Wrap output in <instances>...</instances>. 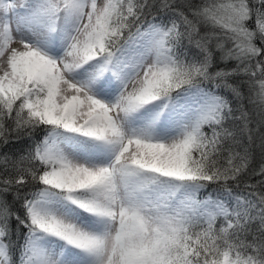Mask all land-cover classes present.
I'll list each match as a JSON object with an SVG mask.
<instances>
[{"label":"snow or ice","instance_id":"1","mask_svg":"<svg viewBox=\"0 0 264 264\" xmlns=\"http://www.w3.org/2000/svg\"><path fill=\"white\" fill-rule=\"evenodd\" d=\"M173 5L0 0V264H264V0Z\"/></svg>","mask_w":264,"mask_h":264},{"label":"trees","instance_id":"2","mask_svg":"<svg viewBox=\"0 0 264 264\" xmlns=\"http://www.w3.org/2000/svg\"><path fill=\"white\" fill-rule=\"evenodd\" d=\"M205 0H174V7L177 9H180L184 13L188 14L191 18V13L189 11V5H200L204 3ZM151 17H149L150 19ZM249 26H252V22H249ZM206 29L201 26L200 32L203 33ZM187 43V42H185ZM258 43V42H257ZM230 46V45H228ZM213 48H214V42H213ZM195 51V49H192ZM217 55V63L215 67L217 68H232L235 67L236 62L235 61H229L227 64H223L219 62V53H216ZM241 78H234V82L239 83ZM243 99L240 102L235 103H242L244 110L248 111L252 124L250 127L254 129L253 132V140L254 143L250 147L249 152V158L247 161V167L246 170L240 175L239 177V186H237L236 182L229 181V185L232 188L234 192H245L247 191L246 185H252L257 191H264V188H262L259 184L261 180H264V176L258 175L257 173L260 172L261 168L264 167V149L261 148V133H264V122L261 121V116L259 115V109L258 105H254L251 103L248 99V97L251 95L249 92V88L247 84L243 85ZM226 95L231 98L230 93H226ZM258 129V131H256ZM42 136V132L40 130H37L35 133H33V137H40ZM245 143H247V139L245 138ZM32 144V138H30L27 135L20 134L17 135L16 133L11 134V138L9 139L7 144L0 143V158H2L5 154L9 157H19L21 154L26 153L28 151V148ZM4 167L3 164H0V169ZM2 178V177H0ZM208 192L213 193V195H224L223 188L218 187L217 185H210L208 189L202 190L200 195H206ZM7 202L9 206L12 208L13 211H20L22 213V208L20 205V202L15 200L12 193L7 194ZM12 227H13V241H18L20 239L19 232L16 231V221L15 219L12 220ZM15 251V250H14Z\"/></svg>","mask_w":264,"mask_h":264},{"label":"rangeland","instance_id":"3","mask_svg":"<svg viewBox=\"0 0 264 264\" xmlns=\"http://www.w3.org/2000/svg\"><path fill=\"white\" fill-rule=\"evenodd\" d=\"M0 74H2V71H0ZM215 195V194H214Z\"/></svg>","mask_w":264,"mask_h":264}]
</instances>
